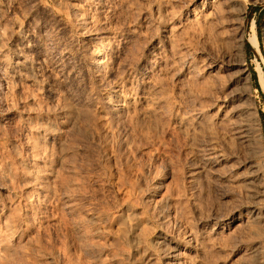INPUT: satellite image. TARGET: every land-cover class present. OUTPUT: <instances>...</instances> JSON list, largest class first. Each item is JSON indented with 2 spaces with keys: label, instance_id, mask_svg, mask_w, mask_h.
Returning <instances> with one entry per match:
<instances>
[{
  "label": "rangeland",
  "instance_id": "374dc122",
  "mask_svg": "<svg viewBox=\"0 0 264 264\" xmlns=\"http://www.w3.org/2000/svg\"><path fill=\"white\" fill-rule=\"evenodd\" d=\"M263 87L264 0H0V264H264Z\"/></svg>",
  "mask_w": 264,
  "mask_h": 264
},
{
  "label": "bare ground",
  "instance_id": "6f19581e",
  "mask_svg": "<svg viewBox=\"0 0 264 264\" xmlns=\"http://www.w3.org/2000/svg\"><path fill=\"white\" fill-rule=\"evenodd\" d=\"M256 1V0H255ZM232 4V3H231ZM240 5V9L238 10L239 11V20H240V24H239V28H240V31H239V35H240V47H241V49H242V52H243V57H244V51H243V43H244V37H245V39H246V41L253 47V48H255V49H257L258 50V48H259V41H258V38H257V33H256V29H255V22L254 21H252L251 22V24H250V27H249V29H248V32H247V35H245V31H244V27H243V22H244V14H245V11H246V6L245 5H241V4H239ZM211 8V7H210ZM234 8V7H233ZM73 13H74V11H73ZM215 13V12H214ZM216 15V14H215ZM75 16V15H74ZM203 18V17H202ZM218 18V17H217ZM196 20V19H195ZM194 21V20H193ZM196 22H198V21H196ZM85 25V24H84ZM208 25V24H207ZM215 25V24H214ZM201 27V26H200ZM220 28V27H219ZM116 35V34H115ZM100 37V36H99ZM96 39V38H95ZM102 39V38H101ZM125 39V38H124ZM100 40V39H99ZM118 40V39H117ZM95 42V41H94ZM103 42V41H102ZM101 43V42H100ZM99 43V44H100ZM104 43V42H103ZM102 44V43H101ZM107 44V43H106ZM105 44V45H106ZM99 46V45H98ZM107 46V45H106ZM97 48V47H96ZM100 49V48H99ZM103 48H101V50H102ZM95 51V50H94ZM102 51H104V49L102 50ZM101 51V52H102ZM93 56L94 57H99L100 56V52L99 51H96V52H94L93 53ZM102 56V55H101ZM93 58V57H92ZM96 58V59H97ZM95 59V58H94ZM95 59V60H96ZM101 59V58H100ZM107 60V59H106ZM105 62V61H104ZM99 63H102V60H99L98 61V66H99ZM97 64V63H96ZM95 64V65H96ZM105 64H106V62H105ZM109 65V64H108ZM103 66H104V64H103ZM102 66V67H103ZM106 66V65H105ZM239 66H241V74H242V76L244 77L243 78V80H245L246 82L245 83H247V84H249L250 85V73H249V70L246 68V66L245 65H243V63H242V65H239ZM97 67V66H96ZM99 69V68H98ZM95 70H96V68H95ZM100 70V69H99ZM102 70V69H101ZM100 70V71H101ZM105 69H103V71H104ZM100 71H98V72H100ZM97 72V71H96ZM101 73V72H100ZM103 75V74H102ZM99 76V75H98ZM104 76V75H103ZM96 77V76H95ZM106 77H107V75H106ZM261 77V76H260ZM109 78V77H108ZM109 82V81H108ZM263 82V81H262ZM250 87V86H249ZM264 88V87H263ZM109 107V106H108ZM230 108V107H229ZM252 110V109H251ZM253 111V110H252ZM233 114V113H232ZM107 120V119H106ZM232 123V122H231ZM231 125V124H230ZM105 130H106V128H104ZM108 129V128H107ZM191 129V128H190ZM109 130V129H108ZM259 136V139L261 140V136L260 135H258ZM253 173V172H252ZM261 173H259V174H257V175H255V178H258V180H259V178L261 177ZM257 181V180H256ZM262 181V180H261ZM158 188V187H157ZM159 190V189H158ZM160 191V190H159ZM263 197V196H262ZM258 201V200H257ZM157 202H159V201H157ZM155 203V202H154ZM253 214H255V218L256 217H258L259 215H260V211L259 210H256V211H254V213ZM253 217V216H252ZM253 217V218H254ZM246 222V221H245ZM214 229V228H213ZM164 238V237H163ZM257 243V242H256ZM173 253V252H172Z\"/></svg>",
  "mask_w": 264,
  "mask_h": 264
}]
</instances>
